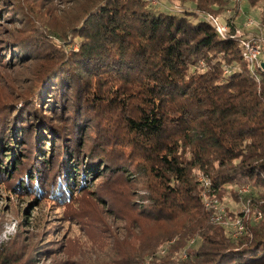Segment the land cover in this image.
Returning <instances> with one entry per match:
<instances>
[{"label":"trees","instance_id":"1","mask_svg":"<svg viewBox=\"0 0 264 264\" xmlns=\"http://www.w3.org/2000/svg\"><path fill=\"white\" fill-rule=\"evenodd\" d=\"M157 2L170 8L162 9L150 0L76 2L81 15L76 31L68 35L77 51H61L65 53L62 67L50 73L39 94L28 97L34 102L16 111L14 120L1 121V115H9L0 112V152L10 148L11 135L15 144L23 138L21 146L39 149L44 147L43 138L45 142L50 138L61 147L62 159L71 163L77 152L84 151V130L98 120L107 123L109 104L122 114L129 146L141 159L139 167L143 166L147 196L138 215L156 229L125 225L123 238L129 245L104 255L102 262L264 264V70H251L242 58L234 21L225 20L226 33L216 32L212 20L231 0ZM247 5L257 11L264 37V0H247ZM34 46L28 51L33 59L58 53L46 41ZM103 76L115 79L112 94L126 98L101 100L95 84ZM91 115L96 122L88 119ZM62 120L69 126L65 136L52 126ZM109 135L102 138L95 133L89 151L97 166L84 174L99 172L106 160L120 165L117 156L107 152ZM39 153V160L31 159L36 171L46 158ZM16 162L14 155L11 165ZM66 186L61 193L70 189ZM33 187L42 190L37 177ZM226 194L235 203H245L254 219L260 216V220L229 211L224 221L213 223L205 198L222 201ZM237 218L244 230L233 238L226 221ZM26 255L0 245V264H42Z\"/></svg>","mask_w":264,"mask_h":264},{"label":"rangeland","instance_id":"2","mask_svg":"<svg viewBox=\"0 0 264 264\" xmlns=\"http://www.w3.org/2000/svg\"><path fill=\"white\" fill-rule=\"evenodd\" d=\"M82 1L0 0V112L9 115H1V121L5 117L10 118L8 121L14 120L18 113L16 111L34 102L33 98L28 97L39 94L51 75L62 67L65 53L61 51L64 48L68 50L67 53L77 51V45H70L68 34L76 31V21L81 15L78 3ZM150 3L162 9L170 8L168 4H160L157 0H150ZM256 12L249 9L247 0H231L229 6L212 23L216 32L220 29L225 31L224 34L229 30L225 20L234 21L238 43L241 45L247 40L258 41L262 50L259 62L264 63V37L257 23ZM57 36L61 39L66 37V40H58ZM44 41L56 46L58 53L49 57L31 58L28 53L30 47L34 49V43L41 45ZM22 51H25V56L21 54ZM199 66L204 67L202 63ZM114 81L109 76H103L95 84L101 100L106 101L109 96L126 98L122 93H111L110 87H116ZM24 97H27V102L23 101ZM106 106L107 123L101 125L100 120L96 122L95 115L88 117L97 124L91 125L90 129L81 134L84 151L77 152L71 163L62 159L61 147L50 138L46 142L43 138L44 147L39 149L34 145L21 146L23 138L15 141L20 144L17 146L11 135L10 148L4 147L3 151L6 152H0V245L4 248L18 253L25 252L32 259L42 261V264H78L79 261L104 264V255L129 245L123 238L127 236L125 225L141 227L145 231L156 229L153 225L145 224L138 215L142 200L147 196L144 192L143 166L139 167L141 159L129 146L130 140L119 109L110 108L109 104ZM78 113L81 117L79 109ZM85 125L83 123L82 128ZM52 126L61 136L68 134L69 126L63 120L53 121ZM31 132L39 134L37 131ZM95 133L103 135L102 138L111 134L107 138L111 143L107 152L111 156L114 154L113 157L117 156L116 162L120 165L116 167L114 162L106 160V164L101 162L99 172L84 174L93 164L97 166L89 151ZM41 151L46 158L44 164L39 163L37 173L32 168L36 162L32 163L31 159L39 160ZM84 152L90 153L91 157L87 158L82 154ZM14 155L17 162L11 165ZM83 155L84 159L78 162L77 159ZM36 177L42 187L40 191L33 187ZM64 186L70 189L61 193L60 189H65ZM226 195L222 201L205 198L212 208V215L221 216L224 221L229 211L234 214L244 212L250 220H260L256 219L258 216L254 219L241 200L235 203ZM237 221L239 218L234 222L228 220L226 225L233 230Z\"/></svg>","mask_w":264,"mask_h":264},{"label":"built area","instance_id":"3","mask_svg":"<svg viewBox=\"0 0 264 264\" xmlns=\"http://www.w3.org/2000/svg\"><path fill=\"white\" fill-rule=\"evenodd\" d=\"M223 30L218 29L217 33L222 35L223 34ZM241 47H242V58L244 59V61H246L250 67V69H255V68H259L261 67V64L259 62V57L262 53L261 50V46L258 44V41H254V40H247V41H243L241 43ZM205 207L207 209H212L209 205V203H205ZM249 211V210H248ZM243 214L245 215V213L243 212ZM260 216L256 217V219H259ZM211 221L213 223H221V216L218 215H212L211 217ZM243 224L242 221L239 220L237 221L234 226H233V230H232V237L233 238H237L239 237L242 233H243Z\"/></svg>","mask_w":264,"mask_h":264},{"label":"water","instance_id":"4","mask_svg":"<svg viewBox=\"0 0 264 264\" xmlns=\"http://www.w3.org/2000/svg\"><path fill=\"white\" fill-rule=\"evenodd\" d=\"M261 68L264 70V63L261 64Z\"/></svg>","mask_w":264,"mask_h":264}]
</instances>
